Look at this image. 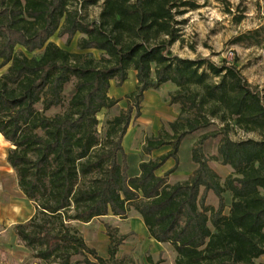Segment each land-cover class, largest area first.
Returning a JSON list of instances; mask_svg holds the SVG:
<instances>
[{"label":"trees","instance_id":"trees-1","mask_svg":"<svg viewBox=\"0 0 264 264\" xmlns=\"http://www.w3.org/2000/svg\"><path fill=\"white\" fill-rule=\"evenodd\" d=\"M70 4L0 0V133L11 144L6 159L18 187L35 207L17 234L42 246L43 259L74 264L78 254L75 262L109 264L126 234L104 223L105 259L69 227L54 232L52 219L89 223L133 208L149 237L172 247L174 264H264L257 262L264 254V91L233 62L172 53L181 38L176 16L196 8L192 0H104L97 20ZM54 34L67 45L78 35L77 50L57 45ZM130 70L134 103L108 122L101 139L97 115L118 105L111 83L121 86ZM166 82L176 86L169 103L178 105L177 117L169 130L146 136L139 153L125 151L132 108L139 116L144 92ZM52 109L58 111L48 115ZM232 126L260 138L234 140ZM169 159L173 166L160 173ZM210 160L231 167L223 183ZM185 161L187 178L170 183ZM209 191L217 207L206 202ZM38 213L45 218L35 224Z\"/></svg>","mask_w":264,"mask_h":264},{"label":"rangeland","instance_id":"rangeland-1","mask_svg":"<svg viewBox=\"0 0 264 264\" xmlns=\"http://www.w3.org/2000/svg\"><path fill=\"white\" fill-rule=\"evenodd\" d=\"M192 1L196 3V8H186L183 13L176 16L181 38L171 45L172 53L191 59L208 57L217 64L223 61L233 62L249 83L264 91V0ZM103 2L104 0H70L69 7L80 9L88 20H97ZM228 8L231 13L227 12ZM239 14L243 16L241 21L237 22L235 17ZM255 29L257 32L245 40H236L240 34ZM76 38L70 45L66 44L65 36L58 37L54 34L51 40L62 48L76 51ZM92 52L96 58L100 54L99 51L93 50ZM135 85L133 70L129 71L128 79L121 86H116L112 81L108 94L120 100L117 106L103 109L97 115L99 119L97 131L101 139H104L105 131L109 126L108 122L121 111L126 110L129 103H134L133 98L127 96L135 90ZM175 90L174 84L166 82L158 89H148L144 92L140 103V115L135 116V108H132L131 120L122 140L125 151L141 149V143L145 137L157 134L162 127L169 130L168 122L174 120L179 111L177 104L169 103L170 95ZM56 111L58 109H52L47 114L51 115ZM199 135L200 133L196 134L189 144H194ZM229 136L234 140L260 138L257 132H243L235 126L230 127ZM167 149L169 148L165 147L156 154L165 153ZM214 151V147L211 146L210 152ZM168 163L173 165L174 161L170 159ZM209 165L218 173L222 183L232 173L231 167L216 161L210 160ZM188 167V163L183 162L181 169L169 176V182L185 180L190 172ZM206 202L217 207L218 199L212 191L208 192ZM44 218L43 214L38 213L35 224L41 223ZM52 220L51 226L54 232L64 229L65 226L69 227L73 233L81 236L88 246L95 248L97 253L105 259L109 257L107 252L109 239L104 223L107 222L112 227H117L119 234L127 236L119 246L115 259L109 261V264H174L175 252L172 247L167 243L159 244L152 240L141 216L133 208L129 209L125 217L109 215L95 218L89 223ZM26 228L31 230L34 224ZM40 249L42 246L28 244L22 240L17 234L16 225L9 227L0 225V264H63L61 257L41 258L38 256ZM88 257L93 260L91 255ZM81 258L76 254L71 256L70 261L74 264H85L75 262Z\"/></svg>","mask_w":264,"mask_h":264},{"label":"crops","instance_id":"crops-1","mask_svg":"<svg viewBox=\"0 0 264 264\" xmlns=\"http://www.w3.org/2000/svg\"><path fill=\"white\" fill-rule=\"evenodd\" d=\"M143 142L141 143L142 145ZM10 146V142L0 133V225L3 224L5 227L24 223L29 220L35 212L33 203L27 199L19 189L15 171L7 162L6 156ZM161 149L154 151L150 156L155 157L161 154V152L156 154V152H159ZM128 151L139 153L141 149ZM169 160L163 165L160 173H163L173 166L168 163ZM166 164L168 165L166 166ZM158 243L161 244L160 242ZM257 262L264 263V254L257 258Z\"/></svg>","mask_w":264,"mask_h":264}]
</instances>
